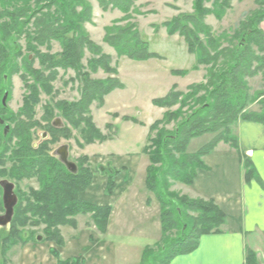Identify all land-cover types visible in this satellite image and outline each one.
Returning a JSON list of instances; mask_svg holds the SVG:
<instances>
[{
	"label": "trees",
	"instance_id": "obj_1",
	"mask_svg": "<svg viewBox=\"0 0 264 264\" xmlns=\"http://www.w3.org/2000/svg\"><path fill=\"white\" fill-rule=\"evenodd\" d=\"M96 1L103 12L110 9L124 15L121 20L105 30L104 36V43L112 48L118 57L134 62L159 58L149 52L148 44L133 24L126 23L125 26H121L129 20L137 0ZM212 1L211 8L207 9L202 8L201 5L209 0H195L193 13L179 16L163 24L169 35L177 33L183 38L188 53L195 57L196 66L206 68V76L203 85L192 86L186 93L176 91V87H173L165 97L152 101L155 107L167 110L161 120L151 125L149 132H157V137L149 139L150 146L145 150L150 162L146 187L160 204L162 229L163 246L160 250L162 253L153 258L154 264H170L172 259L193 252L202 236L219 232L218 228L223 224L224 215L213 202L190 200L167 192L174 183L192 184L197 171L206 169L202 158L209 154L216 144L219 142L230 144L239 153L245 182L258 180L252 163L241 152L236 138L232 136L231 128L238 121L264 125V92L250 95L247 82L259 75L264 80V58H259L251 50L246 49L248 44L245 40H241L234 49L222 48L220 41L223 39H215L203 20L206 16L212 15L215 20L220 21L231 8L230 0ZM0 21H2L0 74L9 72L12 75L22 69L34 79L35 85L32 89L38 85L46 94H50L52 90L50 84L55 80L58 69L74 71L79 78L82 76L80 99L77 103L67 105L65 109L59 111L62 112L66 122L74 128L84 124V129L80 133L86 144L107 140L95 128L92 118L87 117L89 107L93 102H98L102 107L104 98L112 91L121 89L122 84L116 77L117 70L112 67L110 56L93 44L85 32L84 25L92 23V8L87 2L85 0H0ZM258 21L249 20L246 25L241 24V26L243 30L247 29L245 36H249L250 44L264 53L263 33L258 29L260 20ZM31 22L32 31L28 28ZM12 36L18 40L22 36L25 37L27 48L29 51L37 52L36 56L43 66V71L49 73L47 77H44L41 71H33L28 60H22L19 67L10 68L11 57L8 53L10 48L7 45ZM51 43L59 44L60 53L50 56L38 52L37 48L40 47L50 50ZM85 51L92 55L87 61L90 72L96 73L101 70L109 75V78L103 81L91 80L85 75H80L79 69H82L81 61ZM172 73L177 76L185 74L183 71H172ZM32 93L31 103H36L37 94L34 91ZM27 101L29 100L26 99L24 104L28 103ZM256 102L260 107L259 112H247L248 106ZM175 106L179 108L170 111ZM185 108L189 115L183 113ZM178 119L181 121L173 132L158 130L162 124L168 125ZM21 133L19 128H16L21 152L24 154L28 151L32 152L29 137ZM207 134H214L215 139L194 154L186 153L191 140ZM45 150L46 145L41 144L37 158L26 161L28 165L24 163L18 173L17 180L35 177L40 187L38 192L30 193L25 207L20 206L14 224L26 227L31 221V225L35 227L44 225V233L49 239L47 242H55L61 246L63 241L59 228L66 226L74 228L76 226L74 218L77 215H91L94 226L104 234L111 209L85 203L79 199V194L86 191L92 183L91 170L79 172L77 169L76 174H71L62 165L52 161ZM157 164L160 165L159 176L153 177L152 168ZM113 187V182H110L108 193ZM170 199L177 200L178 205H174ZM173 230H180L183 233L169 240L168 235ZM149 254L150 250L146 249L143 257L146 258ZM247 263L255 264L254 258H248Z\"/></svg>",
	"mask_w": 264,
	"mask_h": 264
},
{
	"label": "rangeland",
	"instance_id": "obj_2",
	"mask_svg": "<svg viewBox=\"0 0 264 264\" xmlns=\"http://www.w3.org/2000/svg\"><path fill=\"white\" fill-rule=\"evenodd\" d=\"M85 1L92 8V23L84 25L89 40L100 47L104 54L110 56L111 65L117 70V73H121L129 83L134 81L125 92L113 93L108 98L105 108H102L103 106L100 107L98 102H93L89 107V115L87 117L93 118L95 128L107 140L86 144L80 133L84 129V124H80L79 127L74 128L66 122L62 112L59 111V109H65L67 105L77 103L80 99L82 76L79 78L78 74L72 70L58 69L55 80L50 84L52 88L50 94H46L44 89L38 85L35 86V89H32L35 85L34 79L22 69H20L19 73H12V75L9 72L0 74V119L6 121V125L11 128V132L13 133L14 127L23 126L25 134L29 132L30 148L33 144H39L42 141L41 137L44 133H47L48 136L46 140L42 141V144L46 145L45 151L48 152V157L58 164L60 163L57 157L53 155V152L60 146L66 145L69 161L77 166L79 172L90 169L91 173L93 172L92 175L96 177L109 178V183L113 180L111 176L124 174V178H126L127 173H130V180L133 182V186L141 188L144 186L143 183H145V173L143 171L147 160L145 150L146 147L150 146V143H148L149 139L157 137V132H149L150 127L161 115L157 108L152 106L150 97L163 98L165 93H160L161 90H167L173 84L171 88L176 87V91L186 93L190 87L205 83L206 68L196 66L195 57L188 54L183 38L177 33L169 35L166 28L163 27L164 23L179 18V16L193 13L195 0L136 1L129 20L122 23L121 26H125L126 23L133 24L142 39L148 44L149 52L159 57L144 62H134L118 57L115 51L104 43L105 30L110 28L116 21L121 20L124 15L117 10L109 9V11L103 12L96 0ZM212 3V0L203 2L201 7L210 9ZM31 5H33V2H31ZM230 5L231 8L220 21L215 20L212 15H209L204 18V25L209 27L215 39H223L220 41L222 48L234 49L239 45L238 43L241 40H245L248 44L246 49L251 50L257 57L264 58V53L259 52L253 44H250L248 41L249 36H245L247 35V29L243 30V26H241V24L246 25L249 20H260L258 29L261 30L260 25L264 23V0H230ZM32 26L31 22L28 26L31 31L33 30ZM262 36L264 40V33ZM200 38L204 40L202 36ZM7 47L10 48L8 52L11 57L10 68L12 66L19 67L22 60H28L31 62L33 71H41L44 77L49 75V73L43 71V66H41L38 56H36L37 52L29 51L27 48L28 45L24 36L19 40L15 36H12ZM37 50L41 55L50 56L56 55L61 51L58 43H51L50 50H46L45 47L37 48ZM91 58L92 55L85 51L81 61L82 69H79L80 75H85L91 80L103 81L109 78V75L104 74L101 70H98L96 73L90 72L87 67V61ZM172 71H183L185 72V76L180 78L172 77L169 74ZM203 76L204 79L202 78ZM136 82L138 83L134 84ZM247 82L251 92H264V80L262 78L247 80ZM33 91L37 94L36 99L38 101L36 103H31ZM5 95H7L6 108L3 109L1 102ZM26 99L29 101L24 104ZM250 107L251 105L248 106L246 111H249ZM178 108L179 106H175L170 111H176ZM21 109L29 112L24 118L20 114ZM252 109H255V107ZM162 111L165 113L167 110L162 109ZM183 113L189 115L186 108ZM56 119L62 125L60 129L52 126V123ZM7 120H11V123H8ZM180 121L181 119H178L168 125L162 124L158 130L171 133ZM2 129L0 127V136H2ZM210 137L206 135L191 141L187 152H196L208 142ZM1 142L0 140V149H2L3 145ZM11 142L14 145L18 144L16 138H13ZM12 143L10 144L9 153L16 148ZM9 153L6 154V158L10 156ZM12 165V162L4 163L3 160H0V175L10 171ZM131 166L133 168H130ZM111 168L117 170V172L112 171ZM108 169L113 172L111 175L107 173ZM156 170H158L157 173ZM101 171H104V173ZM159 171L160 165H154L152 168L153 177H158ZM37 183L38 181L35 177L29 180L19 179V183H16L21 197L19 202L21 208L25 207L26 199L30 196L29 193L39 191L40 186ZM172 186L168 189V194L174 193L178 195L172 189ZM171 201H173L174 205H178L177 200L174 201L172 199ZM192 216L190 215V217ZM34 220L37 221V219ZM88 221L89 218L85 217L80 222L87 224ZM30 222H28L26 227L15 225L12 222L10 229L0 228V264H6L7 261L8 263L14 262L17 257L15 253H17L19 246L25 240H34L35 236H42L43 242L49 240L46 233H44V225L35 227ZM181 233L183 232H180V230L171 231L168 235L169 240L179 237ZM26 237L27 239H25ZM162 246L163 243L161 242L152 250L150 256L147 257V262L149 261L148 263L146 262L147 264H154L153 258L162 253L160 251Z\"/></svg>",
	"mask_w": 264,
	"mask_h": 264
},
{
	"label": "crops",
	"instance_id": "obj_3",
	"mask_svg": "<svg viewBox=\"0 0 264 264\" xmlns=\"http://www.w3.org/2000/svg\"><path fill=\"white\" fill-rule=\"evenodd\" d=\"M260 26L264 33V23ZM116 77L122 88L109 93L104 98L102 108L106 107L113 93L125 92L134 82L126 81L121 73H117ZM255 78L262 77L259 75L252 79ZM172 86L160 93L167 95ZM256 93L250 91V95ZM150 99L152 102L160 98ZM250 105L247 112H259L257 102ZM155 108L160 112L161 119L164 112L161 108ZM231 132L241 152L252 163L258 180L245 182L239 153L230 144L219 142L202 158L206 169L197 171L192 184H172V189L182 197L213 202L223 213L224 221L217 234L202 236L193 252L172 259L170 264H248L250 257L254 258L255 264H264V125L238 121L232 126ZM207 135L211 136L210 139L196 152L215 139L214 134ZM145 155L143 187L133 186L130 173H127L126 178L124 174L114 175L111 176L114 187L108 193L109 178L92 175L89 188L79 194L82 202L111 209L104 234L94 226L91 215H77L74 228H59L63 241L61 246L55 242L25 240L15 253L17 257L14 262L7 261L6 264H147L148 258H144L143 253L149 249L151 254L161 243L162 229L160 204L146 187V172L150 162L147 153ZM111 170H107L110 175L113 173ZM85 217L89 218L87 224L80 222Z\"/></svg>",
	"mask_w": 264,
	"mask_h": 264
},
{
	"label": "flooded vegetation",
	"instance_id": "obj_4",
	"mask_svg": "<svg viewBox=\"0 0 264 264\" xmlns=\"http://www.w3.org/2000/svg\"><path fill=\"white\" fill-rule=\"evenodd\" d=\"M6 98H7V96H6ZM23 106H24V104H23ZM1 107L3 109L6 108V101H5L4 104L1 102ZM22 109H23V107H22ZM20 114H21L22 118H24L25 115H28L29 114V112L22 110ZM7 122L8 123L9 122L11 123V120H7ZM13 123H15V122H13ZM22 125H23V123H22ZM52 126L54 128H56V129H60L62 127V125H61V123H60V121L58 119L54 120V122L52 123ZM0 127L3 128L2 129V134H1L2 136H0V140L2 141L1 144H3L2 147H1L2 149H0L1 150L0 160H3L4 163H7V162L8 163H10V162L13 163V165L11 166L10 171H8L7 173H4L3 175H0L1 176L0 177V204H1V207H0V218L1 217H4L5 216V213H6V210L4 208V203H3V195H4V187L7 186V184H11L12 185L11 190H12V192L15 195L16 200H17L16 201V204H15V206L13 208V215H12V219H11L10 224L7 225V226L0 227V228L1 229H8V228L10 229L12 222H14L15 218L18 216V211H19V208L21 206L20 203H19L21 197H20V193H18V188L16 186L17 185L16 183H19V180H17V178H19L18 173L22 169L24 163L26 165H28L26 161L29 162V160H35L37 158V156H38L37 154H38L39 149L41 147L42 141L46 140V137L48 136V134L47 133H44L43 136H45V137L44 138H43V136L41 137L42 141H40V143L37 144V145L36 144H33L31 146L32 152L28 151L27 153L24 154L20 150V148H21L20 145H19L20 139L16 137V128H19V130L22 132L21 134L24 135V133H25L24 132L25 131L24 127L23 126H20V125L14 127V133H13V132H11V128L8 125H6V121H3L1 119H0ZM22 127H23V129H22ZM26 135L28 137H30L29 136V132L26 133ZM13 138H16L17 139V142H18L17 145H14L11 142ZM11 143L14 146H16V148L13 149L12 151H10V153H9L10 144ZM64 147H67V146L66 145L65 146H60L58 149H56L53 152V155L55 157H57L59 163L65 168V166L60 162L59 157L57 155L58 153H61L63 151ZM8 153L10 154V156L6 158V154H8ZM66 153H67V157H68V160H69V153H68L67 148H66ZM65 170H66V168H65ZM32 178H34V177H32ZM29 179H31V178H28V179L21 178V180H29ZM37 184L39 185V183H37ZM23 200H24V196H23ZM36 237L37 236H35L34 239Z\"/></svg>",
	"mask_w": 264,
	"mask_h": 264
},
{
	"label": "water",
	"instance_id": "obj_5",
	"mask_svg": "<svg viewBox=\"0 0 264 264\" xmlns=\"http://www.w3.org/2000/svg\"><path fill=\"white\" fill-rule=\"evenodd\" d=\"M6 96L5 95L2 99V103L4 104L6 101ZM45 136H43L44 138ZM66 148L64 147L63 151L61 153H58V157L60 162L65 166L66 170L71 173V174H76L77 173V167L74 163L70 162L67 157L66 153ZM12 185L7 184V186L4 187V195H3V203H4V208L6 210L5 216L0 218V227L7 226L10 224L12 215H13V208L16 204V197L13 194L12 190ZM8 189V190H7ZM34 241L36 243H40L43 241L42 236H37Z\"/></svg>",
	"mask_w": 264,
	"mask_h": 264
}]
</instances>
